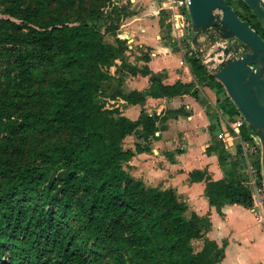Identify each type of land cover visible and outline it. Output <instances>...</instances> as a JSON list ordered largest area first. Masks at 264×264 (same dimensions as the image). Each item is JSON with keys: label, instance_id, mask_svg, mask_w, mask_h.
I'll return each instance as SVG.
<instances>
[{"label": "trees", "instance_id": "trees-1", "mask_svg": "<svg viewBox=\"0 0 264 264\" xmlns=\"http://www.w3.org/2000/svg\"><path fill=\"white\" fill-rule=\"evenodd\" d=\"M4 1L0 58L7 63V91L0 93V264H103L104 250L112 264L221 261L226 245L207 236V216L194 212L187 217L188 204L174 189L148 186L125 166L137 152L150 149V140L160 136L169 118L143 110L133 121L105 105L114 78L109 68L117 59L126 65L127 40L120 37L121 21L129 14L125 6L115 0L92 5L89 0ZM106 35L115 37V43L106 42ZM188 59L200 80L223 86L198 59ZM129 70L150 75L151 88L147 94L113 91V97L143 103L147 95L174 97L193 86L165 84L147 66L130 65ZM49 71L58 74L52 83L36 87ZM39 92L47 99V112L23 108ZM222 106L231 117L241 115L228 96ZM254 133L243 119L242 138L252 140ZM63 134L68 135L65 141L43 142ZM131 134L147 143L126 149L124 140ZM212 149L225 165L230 158L226 148ZM229 163L227 178L215 180L197 170L191 179L206 180V194L219 211L225 203L250 208L252 196L242 184L238 161ZM198 241L202 244L197 248Z\"/></svg>", "mask_w": 264, "mask_h": 264}, {"label": "crops", "instance_id": "crops-1", "mask_svg": "<svg viewBox=\"0 0 264 264\" xmlns=\"http://www.w3.org/2000/svg\"><path fill=\"white\" fill-rule=\"evenodd\" d=\"M169 3L170 0H115L129 13L120 27V37L127 40L128 50L126 65L117 59L109 68L114 78L108 83L107 108L133 121L139 119L143 110L150 115L169 116L160 136L150 140V149L137 152L125 166H129L133 177L148 186L174 189L179 199L188 204L187 217L195 212L210 219L207 236L226 245L224 257L217 264H264V229L255 220L252 209L225 203L219 211L206 194V180L191 179V172L197 170L207 172L215 180L227 178L232 169L230 160L241 152L228 124L238 115L231 117L223 109L228 96L225 87L200 80L188 54L169 44ZM130 65L140 69L147 66L163 83L172 85L180 81L192 84V89L174 97L147 95L143 103H132L120 95L113 97V91L147 94L151 88L150 75L133 74ZM137 142L147 143L131 134L125 138L124 147L135 149ZM214 146H223L229 152L225 165L212 149Z\"/></svg>", "mask_w": 264, "mask_h": 264}, {"label": "water", "instance_id": "water-1", "mask_svg": "<svg viewBox=\"0 0 264 264\" xmlns=\"http://www.w3.org/2000/svg\"><path fill=\"white\" fill-rule=\"evenodd\" d=\"M189 1L191 43L199 53L215 46L211 31L219 34L221 40L234 38L239 42L233 47H218L217 52L223 51L224 55L213 76L223 84L248 125L258 132L264 183V37L241 19L226 0ZM244 1L264 27V0ZM202 36L211 41H202ZM241 48L247 52L243 54Z\"/></svg>", "mask_w": 264, "mask_h": 264}, {"label": "built area", "instance_id": "built-area-1", "mask_svg": "<svg viewBox=\"0 0 264 264\" xmlns=\"http://www.w3.org/2000/svg\"><path fill=\"white\" fill-rule=\"evenodd\" d=\"M189 3V0H170L168 7V22L171 36L169 44L177 47L181 52H186L188 56L198 59L207 74L213 75L218 69L224 55L223 51L217 52L218 47L224 49L229 44L225 40H221L204 54L199 53L194 48L190 37L191 20L188 11ZM243 119L242 115H239L238 118L229 120L228 124L241 147V152L236 156V159L242 184L248 188L252 196V206L250 208L255 220L264 229V183L261 174V153L258 160L255 155L257 147L261 152V146L259 137L255 133L251 136L252 140H258L256 147L251 144L252 140H244L242 138L240 124L243 122Z\"/></svg>", "mask_w": 264, "mask_h": 264}, {"label": "rangeland", "instance_id": "rangeland-1", "mask_svg": "<svg viewBox=\"0 0 264 264\" xmlns=\"http://www.w3.org/2000/svg\"><path fill=\"white\" fill-rule=\"evenodd\" d=\"M94 3H97V0H89L88 1V5H92ZM8 5V2H5L4 0H0V16L1 15H5L6 13V7ZM109 10V8H107V6L104 8V11H107ZM115 37L111 36V35H106L104 40L106 42H114L115 40ZM1 47H0V51H1ZM190 57V56H188ZM6 69H7V63L4 59L0 58V93L2 92H6L7 91V83H6V78H5V73H6ZM57 76L58 74H56L54 71H49L47 73V75L45 76V80L41 83H37L36 84V87L38 88H41V89H44V87L50 85L52 82V78L54 76ZM106 107H107V100H106V103H105ZM23 108L25 109H30V110H34V111H39V112H47L48 110V104H47V99L45 97V95L41 92H39L36 96L35 99L33 100H30V101H27V102H24L23 103ZM67 140L68 139V135L66 134H63V135H55L54 137H51V138H46L44 139V143L48 142V141H52V140ZM257 139L255 140H252L251 141V144L254 145L256 147V143H257ZM260 151H259V148L257 147L256 148V158L258 160L259 156H260ZM259 163V161H258ZM195 245L196 247L198 248L201 244L198 243V242H195ZM102 261H103V264H112V259H111V256L110 254H108L106 252V250H104L102 256Z\"/></svg>", "mask_w": 264, "mask_h": 264}, {"label": "flooded vegetation", "instance_id": "flooded-vegetation-1", "mask_svg": "<svg viewBox=\"0 0 264 264\" xmlns=\"http://www.w3.org/2000/svg\"><path fill=\"white\" fill-rule=\"evenodd\" d=\"M226 1L231 2L230 5L235 9V11L238 13L241 19L247 21L262 37H264V27L262 23L259 21L257 16L254 14L251 8L245 3L244 0H226ZM211 34L215 35V38H216L215 44L221 40L220 35L217 34L215 31H211ZM202 41L206 42V41H211V40L202 36ZM225 41L229 44L230 47H233L239 43L234 38H229V39H226ZM241 52L245 54L247 51L245 50V48H241ZM255 131L257 132L256 129ZM255 134L258 135V132ZM259 143H260V140H259ZM260 146H261V143H260Z\"/></svg>", "mask_w": 264, "mask_h": 264}]
</instances>
